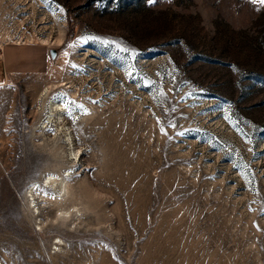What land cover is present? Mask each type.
Wrapping results in <instances>:
<instances>
[{"label":"rangeland","instance_id":"obj_1","mask_svg":"<svg viewBox=\"0 0 264 264\" xmlns=\"http://www.w3.org/2000/svg\"><path fill=\"white\" fill-rule=\"evenodd\" d=\"M0 264H264V3L0 0Z\"/></svg>","mask_w":264,"mask_h":264},{"label":"bare ground","instance_id":"obj_2","mask_svg":"<svg viewBox=\"0 0 264 264\" xmlns=\"http://www.w3.org/2000/svg\"><path fill=\"white\" fill-rule=\"evenodd\" d=\"M65 111L66 107L63 105V102L60 101L59 98H53L48 106V114L40 125V128L48 125L49 122L51 124L54 123L56 125V132L61 131L60 133L64 134L67 143L72 145L71 134L68 131V127H65L63 123ZM72 152L75 156H77V151L75 149H73ZM70 173L71 171L68 170L66 172H63L61 176H54L49 174L43 176L44 179L33 182L32 186L28 190L33 206H35L38 201L48 202V204H51L52 206H55L56 204L57 206H59L63 201H70L65 209H59V207H56L57 212L54 216L62 220L67 219V217H71L74 214V211H76V206L71 200L72 198L68 189V181L66 179V176ZM43 189L52 190V193H48ZM38 207L39 206L36 207V211L39 214L40 210L38 209ZM39 223H41L40 220ZM60 241L61 239L57 237V239L54 240V243L58 245L59 243H61Z\"/></svg>","mask_w":264,"mask_h":264},{"label":"crops","instance_id":"obj_3","mask_svg":"<svg viewBox=\"0 0 264 264\" xmlns=\"http://www.w3.org/2000/svg\"><path fill=\"white\" fill-rule=\"evenodd\" d=\"M9 45H13V44L7 43L5 45V48H4V51H5L4 52V54H5V58H4L5 60L4 61H5L6 67L9 70H15V69L23 68L29 64L27 62H29V61L31 62L32 60H33V62H41V60H42V62H44V65H45V62L47 61L46 60L47 52H44L43 58L40 59V58H38L39 57L38 53L35 52V50H37L36 46H35V49L32 46H25V50L20 53L22 55H19V57H17V59H16V60H21V61L13 64L6 57V47ZM14 46H17V45H14ZM29 65L34 66V64H32V63H30ZM33 68H35V67H33Z\"/></svg>","mask_w":264,"mask_h":264},{"label":"snow or ice","instance_id":"obj_4","mask_svg":"<svg viewBox=\"0 0 264 264\" xmlns=\"http://www.w3.org/2000/svg\"><path fill=\"white\" fill-rule=\"evenodd\" d=\"M148 2L149 3H155V0H148ZM260 2L261 3H264V0H260ZM161 95H165V93H161ZM69 103H71L70 101H69ZM77 107H82L81 105H77ZM171 126H173V127H175V125H171ZM181 135H182V133H180Z\"/></svg>","mask_w":264,"mask_h":264},{"label":"water","instance_id":"obj_5","mask_svg":"<svg viewBox=\"0 0 264 264\" xmlns=\"http://www.w3.org/2000/svg\"><path fill=\"white\" fill-rule=\"evenodd\" d=\"M50 53H51V56H54V55H55V53H56V50H55V48H51V50H50Z\"/></svg>","mask_w":264,"mask_h":264}]
</instances>
